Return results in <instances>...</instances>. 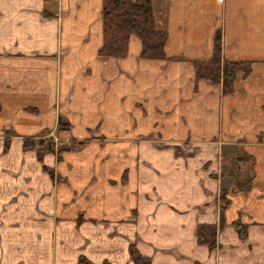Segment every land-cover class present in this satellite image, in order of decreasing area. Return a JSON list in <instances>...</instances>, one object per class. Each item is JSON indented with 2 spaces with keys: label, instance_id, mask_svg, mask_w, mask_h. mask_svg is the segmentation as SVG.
I'll list each match as a JSON object with an SVG mask.
<instances>
[{
  "label": "crops",
  "instance_id": "1",
  "mask_svg": "<svg viewBox=\"0 0 264 264\" xmlns=\"http://www.w3.org/2000/svg\"><path fill=\"white\" fill-rule=\"evenodd\" d=\"M150 1L169 59L100 56L103 0H0V264H264V0Z\"/></svg>",
  "mask_w": 264,
  "mask_h": 264
},
{
  "label": "trees",
  "instance_id": "2",
  "mask_svg": "<svg viewBox=\"0 0 264 264\" xmlns=\"http://www.w3.org/2000/svg\"><path fill=\"white\" fill-rule=\"evenodd\" d=\"M103 22V44L98 50V54L103 57L122 56L126 52L127 41L130 34L137 35L142 43L140 56L144 58H168L164 53V43L166 40V32L156 27V20L152 11L150 0H103L101 9ZM195 66V78H207L213 83H217L223 93H230L234 88V78L237 71H243L246 76L249 71V62L244 61H228L223 59L221 54V38L220 32L217 31L214 37L213 54L209 60H192ZM59 128H64L62 122ZM84 140H70L69 142L61 141L57 147V156L63 150H73L78 145L86 143ZM54 141L52 137L40 140L37 148V158L42 160L45 151L54 150ZM34 146L32 139L24 142V147ZM48 170L47 167L44 166ZM52 174V170H49ZM223 204H227L224 199ZM234 227L238 230L240 236L246 234V224L239 220L233 221ZM199 235H203L201 230ZM205 241L209 247L214 246V240L205 237ZM129 255L134 264H151L149 257L142 255L135 248L134 244L129 245ZM79 264H94L85 257H79Z\"/></svg>",
  "mask_w": 264,
  "mask_h": 264
},
{
  "label": "rangeland",
  "instance_id": "3",
  "mask_svg": "<svg viewBox=\"0 0 264 264\" xmlns=\"http://www.w3.org/2000/svg\"><path fill=\"white\" fill-rule=\"evenodd\" d=\"M52 137V139H53V141H55V143H54V150L52 151V152H54L56 155H57V147H58V144H60L61 143V141H63V140H61V139H59V138H55L54 136H53V134H50L49 132H46V135L44 136V137H42V138H40L41 140L43 139V138H48V137ZM65 141H67V140H65ZM67 142H69V141H67ZM58 157V156H57ZM84 257V256H83ZM105 264H107L106 262H105Z\"/></svg>",
  "mask_w": 264,
  "mask_h": 264
},
{
  "label": "built area",
  "instance_id": "4",
  "mask_svg": "<svg viewBox=\"0 0 264 264\" xmlns=\"http://www.w3.org/2000/svg\"><path fill=\"white\" fill-rule=\"evenodd\" d=\"M130 1H139V0H130Z\"/></svg>",
  "mask_w": 264,
  "mask_h": 264
}]
</instances>
